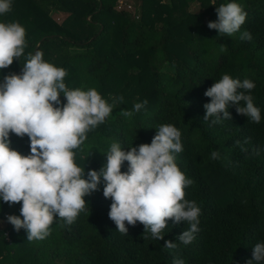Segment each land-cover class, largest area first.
Wrapping results in <instances>:
<instances>
[{"label":"trees","instance_id":"obj_1","mask_svg":"<svg viewBox=\"0 0 264 264\" xmlns=\"http://www.w3.org/2000/svg\"><path fill=\"white\" fill-rule=\"evenodd\" d=\"M120 1L11 0L0 22H19L26 47L23 56L0 69V83L22 74L28 54L41 51L46 62L65 69L69 89L95 88L114 104L105 122L88 132L83 150H74L85 179L106 165L112 143L130 151L151 144L160 125L175 126L183 150L174 156L193 181L185 199L201 209L199 231L187 245L178 239L189 227L186 221L168 220L163 240L145 233L139 221L126 222L128 234H121L109 217L113 200L103 195L101 179L98 190L85 195V209L76 220L69 225L57 217L43 240H27L26 229L17 231L8 222L6 216H20L22 202L0 199V264H173L174 259L248 264L254 246L264 243V0H235L247 18L232 36L208 24L218 21V7L233 0H139V18L117 10ZM55 13L66 17L59 23ZM245 30L250 41L240 39ZM224 74L255 83L250 94L261 111L260 123L239 114L231 102L230 119L204 120V105L211 102L205 92ZM60 100L67 102L63 94ZM145 100L135 112L134 105ZM122 110L133 115L125 117ZM10 141L13 150L30 154L27 135L10 133ZM213 151L220 153L218 159L210 158ZM127 170L125 161L122 172ZM169 240L177 248H164Z\"/></svg>","mask_w":264,"mask_h":264},{"label":"clouds","instance_id":"obj_2","mask_svg":"<svg viewBox=\"0 0 264 264\" xmlns=\"http://www.w3.org/2000/svg\"><path fill=\"white\" fill-rule=\"evenodd\" d=\"M11 6V0H0V15L8 13ZM217 12L218 21L209 22L208 27L220 35L237 33L247 18L235 0L222 4ZM25 38L26 30L19 22H0V69L24 55ZM240 39L250 41L252 35L245 30ZM225 50L222 45L221 51ZM65 76L64 68L46 62L43 53L36 51L28 54L22 74H10L0 83V199L9 204L22 202L20 216L10 215L8 222L17 231L26 229L27 240H43L57 217L69 225L76 220L85 209V195L98 190L103 179V195L113 200L109 217L118 232L127 235L126 222L134 226L139 221L145 233L150 231L153 239L163 240L161 233L168 220L186 221L189 227L178 239L185 245L192 243L199 231L201 209L195 201L185 199V188L193 181L181 171L174 156L183 150L181 132L163 124L151 144L124 151L119 143H112L106 165L99 172H88L85 179V169L75 162L74 150L81 149L88 132L112 114L114 104L95 88L69 89ZM255 86L249 79L241 81L224 74L205 92L211 102L204 105V120L215 117V124L230 119L231 102L238 106L239 114L260 123L261 111L250 94ZM61 94L66 103L60 100ZM146 104L147 100L136 103L133 110L139 112ZM120 114L131 117L133 112L122 110ZM10 133L30 138L29 155L11 148ZM219 157L220 153L213 151L210 158ZM125 161L128 170L122 172ZM164 248L175 249L177 244L169 240ZM253 261H264V243L254 246L248 264ZM173 264L185 262L174 259Z\"/></svg>","mask_w":264,"mask_h":264},{"label":"rangeland","instance_id":"obj_3","mask_svg":"<svg viewBox=\"0 0 264 264\" xmlns=\"http://www.w3.org/2000/svg\"><path fill=\"white\" fill-rule=\"evenodd\" d=\"M167 1V0H164ZM139 2V0L135 1H131V0H121L118 5H117V10L121 11V10H125V11H129L132 14H137V3ZM140 3V2H139ZM197 9L196 4L192 6V11H195ZM138 18L140 17V14H137ZM53 17L56 19V21H58L59 23H61L66 15L62 14V13H55L53 15Z\"/></svg>","mask_w":264,"mask_h":264},{"label":"built area","instance_id":"obj_4","mask_svg":"<svg viewBox=\"0 0 264 264\" xmlns=\"http://www.w3.org/2000/svg\"><path fill=\"white\" fill-rule=\"evenodd\" d=\"M6 217H8V216H6Z\"/></svg>","mask_w":264,"mask_h":264}]
</instances>
